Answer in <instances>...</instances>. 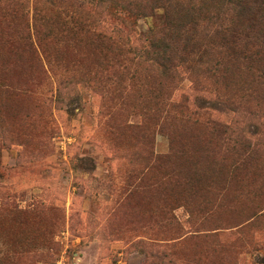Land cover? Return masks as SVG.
<instances>
[{
    "label": "rangeland",
    "instance_id": "374dc122",
    "mask_svg": "<svg viewBox=\"0 0 264 264\" xmlns=\"http://www.w3.org/2000/svg\"><path fill=\"white\" fill-rule=\"evenodd\" d=\"M155 6L0 0V264H264V35Z\"/></svg>",
    "mask_w": 264,
    "mask_h": 264
},
{
    "label": "trees",
    "instance_id": "16d2710c",
    "mask_svg": "<svg viewBox=\"0 0 264 264\" xmlns=\"http://www.w3.org/2000/svg\"><path fill=\"white\" fill-rule=\"evenodd\" d=\"M151 6H157L164 10L165 16L169 18L173 17L169 12L173 11L175 8L182 9L188 18H191V21H195L199 18V10L197 7L203 6H215V7H226V6H234L235 7V19L238 21L243 17H246V21L248 22V29L264 35V0H150ZM155 6V7H156ZM122 12L117 13V19L121 20L122 23L125 22L127 16L125 13L123 15ZM214 14V15H213ZM211 17L212 20H217L221 22L219 33L222 34V38H226V36H235L239 34V30L242 31V25L236 24L234 18H230L228 24L224 25L226 20L222 19L219 15V9L216 12H213ZM228 15V14H227ZM192 23V22H190ZM180 26L182 29H179ZM177 30H185L186 26L182 23H175L172 25ZM96 35L104 40V41H112L114 37H110L107 35L108 29L105 26H98ZM110 32L114 35L121 33V30L117 27H113ZM188 32L185 31L182 33L181 37L186 35ZM188 37H185L186 47H191V45H196L197 41H195L194 34H187ZM231 36V37H232ZM162 61L165 62L166 55H163ZM163 66L165 63H162Z\"/></svg>",
    "mask_w": 264,
    "mask_h": 264
}]
</instances>
